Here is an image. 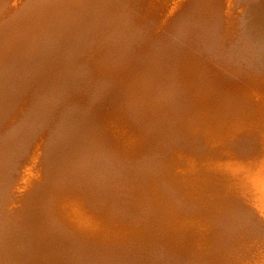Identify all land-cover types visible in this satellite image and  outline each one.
Wrapping results in <instances>:
<instances>
[{"label":"bare ground","instance_id":"6f19581e","mask_svg":"<svg viewBox=\"0 0 264 264\" xmlns=\"http://www.w3.org/2000/svg\"><path fill=\"white\" fill-rule=\"evenodd\" d=\"M0 264H264V0H0Z\"/></svg>","mask_w":264,"mask_h":264}]
</instances>
